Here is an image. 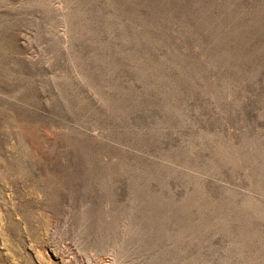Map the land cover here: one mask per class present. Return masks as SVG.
I'll return each mask as SVG.
<instances>
[{
	"label": "rangeland",
	"instance_id": "1",
	"mask_svg": "<svg viewBox=\"0 0 264 264\" xmlns=\"http://www.w3.org/2000/svg\"><path fill=\"white\" fill-rule=\"evenodd\" d=\"M0 264H264V0H0Z\"/></svg>",
	"mask_w": 264,
	"mask_h": 264
}]
</instances>
